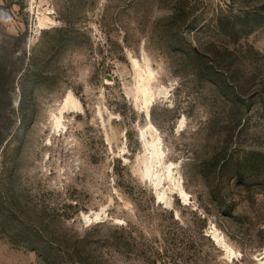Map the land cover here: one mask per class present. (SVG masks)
<instances>
[{
    "label": "rangeland",
    "instance_id": "obj_1",
    "mask_svg": "<svg viewBox=\"0 0 264 264\" xmlns=\"http://www.w3.org/2000/svg\"><path fill=\"white\" fill-rule=\"evenodd\" d=\"M0 264H264V0H0Z\"/></svg>",
    "mask_w": 264,
    "mask_h": 264
},
{
    "label": "trees",
    "instance_id": "obj_2",
    "mask_svg": "<svg viewBox=\"0 0 264 264\" xmlns=\"http://www.w3.org/2000/svg\"><path fill=\"white\" fill-rule=\"evenodd\" d=\"M14 123V122H13ZM26 234V239H29L31 241V237L34 235L33 230L29 227V229L27 228V231L25 232ZM32 249L34 251L37 252L38 256L41 257L42 259L44 258H48L51 255H53L52 250L50 249V247L43 245L41 246H37V245H33Z\"/></svg>",
    "mask_w": 264,
    "mask_h": 264
},
{
    "label": "water",
    "instance_id": "obj_3",
    "mask_svg": "<svg viewBox=\"0 0 264 264\" xmlns=\"http://www.w3.org/2000/svg\"><path fill=\"white\" fill-rule=\"evenodd\" d=\"M197 51V50H196Z\"/></svg>",
    "mask_w": 264,
    "mask_h": 264
}]
</instances>
